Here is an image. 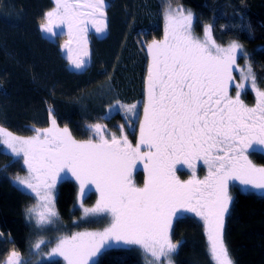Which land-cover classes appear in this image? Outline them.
Returning <instances> with one entry per match:
<instances>
[{"label":"snow or ice","instance_id":"1","mask_svg":"<svg viewBox=\"0 0 264 264\" xmlns=\"http://www.w3.org/2000/svg\"><path fill=\"white\" fill-rule=\"evenodd\" d=\"M54 8L44 14L40 30L63 35V48L76 69L85 68L88 57L83 35L90 26L96 33L107 29L106 0H53ZM164 39L147 49L150 63L146 73V100L139 102L143 121L135 146L126 135L119 138L106 126L86 125L95 139L77 141L67 127L32 129L35 136L23 139L0 128V154L11 155L13 162L23 161L28 177H17L27 194L38 199L40 210L30 208L27 218L38 230L58 219L52 193L58 180L71 178L77 183V206L82 220L111 219L103 231L82 232L57 238L56 246L45 254L62 257L66 264H96L102 250L115 246H139L156 264H163L177 250L170 231L173 220L184 212L194 213L205 225L207 254L211 264H235L224 240V220L232 198L229 182H239L250 189L264 190V167L254 166L244 154L253 142L264 145V91L256 88V77L250 64L237 65V54L244 50L235 41L227 47L212 37V26H204L203 37L193 34V15L181 8L165 12ZM73 40L77 48H73ZM248 82L247 90L256 97L254 107L229 96V84L236 85L233 67ZM119 103L109 109L105 118L118 113ZM128 112L138 117L137 106ZM127 122V119H126ZM123 131L122 126H118ZM107 132V138L105 133ZM10 150V152H9ZM19 158V159H16ZM143 162L147 178L137 187L132 175ZM197 162L206 166L208 175L200 180L181 181L177 165L195 171ZM99 193L93 207H84L82 198ZM40 240L32 247L40 255ZM3 264H24L11 251ZM39 264V262H38ZM170 264V262H169Z\"/></svg>","mask_w":264,"mask_h":264},{"label":"trees","instance_id":"2","mask_svg":"<svg viewBox=\"0 0 264 264\" xmlns=\"http://www.w3.org/2000/svg\"><path fill=\"white\" fill-rule=\"evenodd\" d=\"M106 2L107 33L101 37L91 33L90 63L76 71L68 67L61 51L64 36L52 40L40 30L44 14L54 6L53 0H0V128L16 135H36L32 129L43 131L55 120L58 127H67L78 140L95 139L86 125L100 124L114 134L122 126L129 134L142 113L139 102L145 98L149 62L146 44L162 38L165 12L175 4L194 12L197 34L211 25L217 44L235 41L241 45L244 57L238 53L237 61L251 65L256 85L264 91V0ZM117 103L119 112L105 118ZM134 104L139 115L128 118L124 107ZM133 120L135 125L131 127ZM252 154L264 160L261 152ZM25 173L22 160L14 163L11 155L0 154V264L11 251L18 252L24 264H65L60 257L43 258L31 250L38 229L28 221L27 210L36 199L12 180ZM134 179L140 185L142 170L135 172ZM229 190L232 203L225 215L224 239L230 256L235 264H264V193L243 190L237 183H231ZM77 192V183L70 178L56 187L60 226L56 236L108 224V218L81 219ZM95 197L96 193L90 194L84 202L92 204ZM170 234L178 246L176 264H211L205 225L199 217L179 216ZM53 242L42 245L40 254ZM95 262L145 264L144 253L135 246L102 250Z\"/></svg>","mask_w":264,"mask_h":264},{"label":"rangeland","instance_id":"3","mask_svg":"<svg viewBox=\"0 0 264 264\" xmlns=\"http://www.w3.org/2000/svg\"><path fill=\"white\" fill-rule=\"evenodd\" d=\"M107 5V4H106ZM183 8L184 10H185V13L187 14V12H191L192 13V15H193V34L195 35V36H197V37H203V35H204V29H203V31L201 32V33H196L195 31H194V20H195V14H194V12H192V10L190 9V8H188V7H184V6H182V5H180V4H175V5H173V6H169V8H173V9H175V8ZM168 8V9H169ZM167 9V10H168ZM166 10V11H167ZM105 11H106V9H105ZM107 17V16H106ZM164 31H163V36H162V38H160V39H155V41H150L149 43H147L146 44V47H147V49L149 48V46H151L153 43H155V42H159V41H162L163 39H164V34H165V27H166V20H164ZM94 34V33H93ZM95 35V34H94ZM58 36V35H57ZM57 36H55L54 37V39L57 37ZM63 36H64V38H66V33H64L63 34ZM63 40V39H62ZM230 43H228V44H220V46H222V47H227L228 45H229ZM219 45V44H218ZM239 53V52H238ZM149 55V54H148ZM237 57H238V54H237ZM148 58H149V62H148V65H149V63H150V56H148ZM236 63H237V65H239V69H244L245 68V65L243 64H239L238 63V61H236ZM88 65V64H87ZM86 65V66H87ZM239 69L238 68H236L235 66L233 67V69H232V76H233V78H234V82H235V84L236 85H245V89L244 90H242V89H239V88H236V87H233L232 86V83L230 82V84H229V89H228V92H229V96H231V97H233V98H235V96H236V93L239 91L240 92V99L243 101V103L246 105V106H249V107H254L255 106V104H256V97H255V94H254V92L253 91H250V90H247V84H248V82L247 81H245L244 79H242V73L239 71ZM238 75V76H237ZM256 88H258L259 90H261L262 91V89H260L259 88V86L258 85H256ZM146 90V89H145ZM246 92V94H245V97H244V93ZM144 100H146V96H145V98H144ZM124 107V106H123ZM130 106H128V105H126L124 108H125V112L127 113V116H128V118H131V116H132V114L131 113H129L128 112V108H129ZM142 112H143V109H142ZM135 116V115H134ZM143 121V113H141V115H140V117H139V121H138V123L139 122H142ZM132 122V121H131ZM134 123V120H133V122L131 123L132 124V126L131 127H133L135 124H133ZM57 126V125H56ZM50 127H52V125L50 126ZM50 127H48V128H50ZM58 127V126H57ZM47 128V129H48ZM59 128H61V129H63V128H65V127H59ZM124 131V130H123ZM123 131H121V129H120V132L119 133H121V132H123ZM8 132V131H7ZM11 133V132H10ZM119 133H116L115 135L118 137L119 136ZM12 135H14V136H17V137H20V138H23V139H27V138H30V137H33V136H35V135H29V136H23V135H16V134H13V133H11ZM106 134V133H105ZM137 134H138V138H139V124H138V127H137ZM107 138H110V137H108V136H106ZM74 139H76L75 137H73ZM119 138V137H118ZM77 141H85V139L84 140H78V139H76ZM137 142H138V140H137ZM137 142H136V144H137ZM135 144V145H136ZM0 147L1 148H3V147H5V146H3V145H0ZM10 151V150H9ZM261 152L262 154H264V145H259L258 143H256V142H253V147L252 148H249V149H246L245 150V155L247 156V159L254 165V166H256V167H264V160H259V159H257L256 157H254V155L252 154V152ZM182 169V171H181V169ZM139 170H143L142 171V177H143V180H142V182L140 183V185H138L137 184V182H136V180L134 179V174H135V172L136 171H139ZM193 175H195V178H197V179H200V180H203V179H205V177L208 175V169H207V167L206 166H203L202 164H200L199 162H197V165H196V168H195V171H194V173H193V170L192 169H189L186 165H184L183 167L182 166H180V165H177V169H176V176L181 180V181H187V180H189V179H192L193 178ZM17 177H19V178H21V179H25V178H27L28 177V171H27V169H26V173L25 174H22V175H20V176H17ZM17 177H14L12 180H13V183H15V179L17 178ZM146 178H147V172H146V170L143 168V162H138V164H137V167H136V169L133 171V175H132V179H133V182L135 183V185L137 186V187H143V185H144V182H145V180H146ZM71 179V178H70ZM61 180H58L57 181V184H56V187H57V185H58V183L60 182ZM231 183H233V182H229V184H228V195L232 198V195H230V185H231ZM237 184H240L239 182H236ZM16 184V183H15ZM16 185H18V184H16ZM241 185V184H240ZM19 186V185H18ZM242 186V189L243 190H249L250 188H247L246 186H243V185H241ZM20 187V186H19ZM21 188V187H20ZM251 190H254V191H256V192H258V193H264V190H259V189H251ZM25 191V190H24ZM77 196H76V205L78 204V194H79V189H78V185H77ZM52 195L54 196V199H55V196H56V188H55V190H54V192L52 193ZM99 199V193L97 192L96 193V197H95V199H94V202L92 203V204H87L86 205V203L84 202V200H85V198H82V203H83V206L84 207H93L95 204H96V202H97V200ZM32 208H34V209H36V212L38 213L40 210H42L41 209V207H40V202L38 201V199H36V203H35V205L32 207ZM81 209V208H80ZM55 210H56V203H55ZM57 212V211H56ZM81 212L83 213V211H82V209H81ZM185 214H192V215H194V216H196L194 213H190V212H184L182 215H185ZM198 217V216H197ZM226 218V217H225ZM175 220V219H174ZM174 220H173V222H174ZM29 221V220H28ZM108 224H106V225H104V226H102V227H99V228H88V229H78L77 231H73V232H71V233H68V234H66V235H62V236H71V235H73V234H76V233H82V232H99V231H103L106 227H108L109 226V224L111 223V219H110V217L108 218ZM58 223H59V221H58V219H55L54 218V223H52L51 225H47V226H45V228L43 229V230H37L36 231V234L37 235H35V241H34V244H36V243H38L40 240H45V241H51V242H53V244H51V246H48V248H46L45 249V251H41V254L40 255H38L39 257H42L43 256V258H50V259H53L52 257H48V256H46L45 254H47V253H50L51 252V250L53 249V248H55V246H56V241H57V238H58V236L59 237H61V235H57L56 236V234L58 233V231L60 230V226L58 225ZM224 223H225V220H224ZM34 228H36V226L33 224L32 225ZM170 236H171V234H170ZM225 240V239H224ZM171 241H172V239H171ZM172 243H174V244H176L177 245V243L176 242H174V241H172ZM33 244V245H34ZM42 246V245H41ZM115 246V245H114ZM121 246H123V245H121ZM121 246H119V247H121ZM33 247V246H32ZM127 247H132V246H127ZM135 247H138L141 251H142V253H144V263L145 264H156V261L153 259V257L150 255V254H146L139 246H135ZM175 253V252H174ZM174 253H172L168 258H167V260H165L164 258H161V260L163 261V264H169V262H170V264H176L175 262H174ZM99 254L100 253H98L95 257H93V260H95L98 256H99ZM20 255V254H19ZM57 257H59V256H57ZM57 257H55V258H57ZM60 258H62V257H60ZM63 259V258H62ZM64 260V259H63ZM65 264H66V261H65ZM90 264H91V261H90Z\"/></svg>","mask_w":264,"mask_h":264},{"label":"crops","instance_id":"4","mask_svg":"<svg viewBox=\"0 0 264 264\" xmlns=\"http://www.w3.org/2000/svg\"><path fill=\"white\" fill-rule=\"evenodd\" d=\"M106 4H107V2H106ZM53 8H54V6L52 7V9H53ZM52 9H50L49 11H51ZM47 12H48V11H47ZM106 22H107V21H106ZM107 30H108V27H107L106 31H104L103 33H96V32H95V31L89 26V27L87 28L86 32L84 33V35H83V40L86 41L85 47H86V50H87V52H88L89 55H88V57H81V58L86 59V60H87V64L90 63L89 60H90V54H91V50H90V35H91V33H94L97 37H101V36H104V35L107 33ZM42 32H43V31H42ZM65 33H66V38H63V41L61 42L60 48H61V51H63V54H64L65 58L67 59V57H66V55H65L66 50L63 48L65 42L68 41V39H69V36L67 35V29H65ZM43 34H44L45 37H48L49 39H52V40H53L54 37H55V36H53V35L48 34L47 32H43ZM72 47H73L74 49L77 48V43H76L75 40H73ZM67 62H68V67L71 68V69H73V70L81 71L82 69H84V68H82V69H76V68L70 66V61H69L68 59H67Z\"/></svg>","mask_w":264,"mask_h":264},{"label":"flooded vegetation","instance_id":"5","mask_svg":"<svg viewBox=\"0 0 264 264\" xmlns=\"http://www.w3.org/2000/svg\"><path fill=\"white\" fill-rule=\"evenodd\" d=\"M147 73V72H146ZM145 81H146V77H145V79H144V91H145V89H146V83H145ZM146 96V95H145ZM141 112H142V110H141ZM143 113V112H142ZM139 121V120H138ZM138 122H137V125L135 126V128L133 129V131H131L129 134L128 133H126V131L124 130V128H123V132H121V133H119V136L118 137H120L121 135H126L127 136V138H128V140L133 144V146H135V144H136V142H137V140H138V134H137V127H138ZM181 169V168H180ZM143 171V170H142ZM181 171H182V169H181Z\"/></svg>","mask_w":264,"mask_h":264}]
</instances>
